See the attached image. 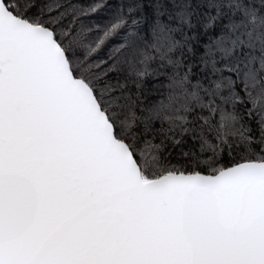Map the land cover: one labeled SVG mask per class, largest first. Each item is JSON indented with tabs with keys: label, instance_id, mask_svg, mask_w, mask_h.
Masks as SVG:
<instances>
[{
	"label": "snow or ice",
	"instance_id": "obj_1",
	"mask_svg": "<svg viewBox=\"0 0 264 264\" xmlns=\"http://www.w3.org/2000/svg\"><path fill=\"white\" fill-rule=\"evenodd\" d=\"M0 264H264V0H0Z\"/></svg>",
	"mask_w": 264,
	"mask_h": 264
}]
</instances>
